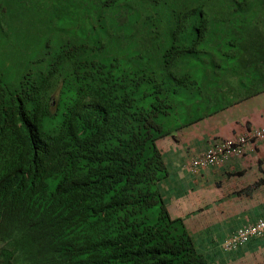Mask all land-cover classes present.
Listing matches in <instances>:
<instances>
[{"label": "trees", "instance_id": "trees-1", "mask_svg": "<svg viewBox=\"0 0 264 264\" xmlns=\"http://www.w3.org/2000/svg\"><path fill=\"white\" fill-rule=\"evenodd\" d=\"M212 2L264 67V0L0 5V264H209L169 214L157 140L196 108L184 65Z\"/></svg>", "mask_w": 264, "mask_h": 264}, {"label": "crops", "instance_id": "crops-1", "mask_svg": "<svg viewBox=\"0 0 264 264\" xmlns=\"http://www.w3.org/2000/svg\"><path fill=\"white\" fill-rule=\"evenodd\" d=\"M237 96L241 97L222 96L224 105L203 113H196L201 99L195 96L198 102L190 105L196 106L195 111L189 106L173 133L157 140L165 170L161 189L169 214L182 218L195 249L209 264H264V236L231 251L221 248L232 230L264 218V140L221 165L195 174L184 168L187 158L210 141L264 125V88Z\"/></svg>", "mask_w": 264, "mask_h": 264}, {"label": "rangeland", "instance_id": "rangeland-1", "mask_svg": "<svg viewBox=\"0 0 264 264\" xmlns=\"http://www.w3.org/2000/svg\"><path fill=\"white\" fill-rule=\"evenodd\" d=\"M23 1L27 3L34 1L33 9L30 8L31 14H24L28 18L31 15L33 19L43 17L48 10V6L46 5L50 2V0H0V5L6 8V4L22 5ZM218 5L216 2H212L202 6L206 14V29L203 37L194 46V49L198 50L196 51L197 54L193 57L185 55L188 60L191 58V61L187 60L185 65L183 64L184 57L177 61L178 64H183L186 67L188 77L196 82L201 90V92L195 93V96H200L201 99L197 104L199 110L196 113L209 112L214 108L216 109L224 105V101L229 96L241 97L237 96V94L246 95L247 93L264 88V67L258 65L254 68H248L246 65H240V61L243 60L244 55H241L240 51L232 53L237 48L234 47L235 45H229L231 40L233 42L238 41V38L234 36V32L247 28H237L234 29V32L231 30L227 33L226 12ZM44 21H46V18ZM230 54L231 57L229 58ZM233 61L236 62L234 65ZM24 69L25 66L23 64L16 65V67L7 70L5 73L15 78L19 77ZM251 78H255L254 83L251 82ZM204 96H213V99L208 100L203 98ZM222 96H226L225 100H221ZM191 108L195 109L194 106ZM182 110L183 107L181 105L177 112H173V110H170V112H173V117L180 116L182 121L187 114V110L185 112H182ZM190 115L193 116V112Z\"/></svg>", "mask_w": 264, "mask_h": 264}, {"label": "built area", "instance_id": "built-area-1", "mask_svg": "<svg viewBox=\"0 0 264 264\" xmlns=\"http://www.w3.org/2000/svg\"><path fill=\"white\" fill-rule=\"evenodd\" d=\"M264 139V126L253 128L241 135H236L233 139L225 140L209 146L204 151L203 158L194 164H204V162L215 163L228 155H240L247 149L251 141ZM264 233V219H258L254 223L242 226L232 232L222 244L223 250H230L253 236H260Z\"/></svg>", "mask_w": 264, "mask_h": 264}, {"label": "clouds", "instance_id": "clouds-1", "mask_svg": "<svg viewBox=\"0 0 264 264\" xmlns=\"http://www.w3.org/2000/svg\"><path fill=\"white\" fill-rule=\"evenodd\" d=\"M263 126H264V125L259 126V127H255V128H260V127H263ZM251 129H253V128H251ZM251 129H249V130H251ZM249 130H245V131L242 132V133L234 134V135H232V136H230V137H227V138H221V139H218V140H216V141H215V140L210 141V142L207 144V146H206L203 150H201L199 153L194 154V155H191V156H189V157L187 158V160L185 161L186 163L184 164V168H185L187 171L191 172L192 174H195V173H197L199 170L201 171V170L204 169V168H208V167L212 168V167H215V166L221 165V164H223V163H224L229 157H231V156L238 157V156H242V155H244L245 152L248 150V148L250 147V145H251L252 143H254V142H256V141H261V140H264V139L256 140V141H251L250 144H249V146L247 147V149H244V151H243L242 154H240V155H228L227 158H226V157H225V158H222L221 160H219V161H217V162H215V163L204 162V164H198V163H197V164H194L195 161H199V158H200V157L203 158V156H204V151H205L209 146H211V145H213V144H216V143H219V142H223V141H225V140L233 139L236 135H241V134H243V133H245V132H247V131H249ZM258 219H264V218H258ZM258 219H256V220H258ZM256 220H255V221H256ZM255 221H253L252 223H254ZM249 224H251V223H249ZM246 225H248V224H245V225H243V226H246ZM240 227H242V226H240ZM240 227H237V228H235L234 230H232V231H231V232H230V233L224 238L223 242L225 241V239H227V237H228L232 232H234L236 229H238V228H240ZM262 236H264V233L261 234L260 236H253V237H250V238H248L246 241H244L243 243H241V244H239L238 246H236L235 248L230 249V250H226V251L234 250V249L238 248L239 246H241L242 244L246 243L248 240H250V239H252V238L262 237ZM223 242H222V244H223ZM221 248H222V245H221ZM222 251L226 252L225 250H223V248H222Z\"/></svg>", "mask_w": 264, "mask_h": 264}]
</instances>
